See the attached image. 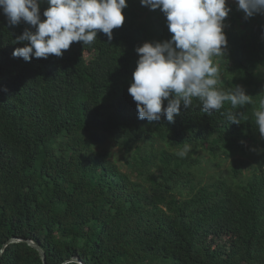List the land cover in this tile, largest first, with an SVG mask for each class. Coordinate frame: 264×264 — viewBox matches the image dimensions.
Wrapping results in <instances>:
<instances>
[{"label": "trees", "instance_id": "1", "mask_svg": "<svg viewBox=\"0 0 264 264\" xmlns=\"http://www.w3.org/2000/svg\"><path fill=\"white\" fill-rule=\"evenodd\" d=\"M47 6L41 0V19ZM227 6L215 87L241 85L251 103L206 113L193 98L172 123L139 119L128 93L135 47L171 38L159 8L127 0L110 42L98 31L92 45L27 62L12 51L29 26L10 27L0 11V250L23 238L48 264H264V137L254 115L264 101V15ZM228 158L227 175L198 164ZM0 264L43 262L19 241Z\"/></svg>", "mask_w": 264, "mask_h": 264}, {"label": "clouds", "instance_id": "2", "mask_svg": "<svg viewBox=\"0 0 264 264\" xmlns=\"http://www.w3.org/2000/svg\"><path fill=\"white\" fill-rule=\"evenodd\" d=\"M47 7L41 19V0H0V11L7 24L16 27L26 23L23 32L15 36L13 58L47 59L62 57L73 42L92 45L98 31L113 39V29L124 22L122 9L127 0H45ZM245 18L264 15V0H235ZM141 5L159 8L167 20L171 38L144 42L136 46L139 54L132 73L128 93L136 103L138 118L148 122L163 116L169 123L181 114V106L189 109L198 98L206 113L220 110L224 101L235 109L251 103L241 85L225 93L217 90L218 69L214 56L225 57L227 38L223 31L231 11L227 0H140ZM34 29V30H33ZM166 100V106L162 107ZM239 112H228L229 123L239 125ZM255 124L264 137V101L254 113ZM185 150L180 153L186 155Z\"/></svg>", "mask_w": 264, "mask_h": 264}, {"label": "rangeland", "instance_id": "3", "mask_svg": "<svg viewBox=\"0 0 264 264\" xmlns=\"http://www.w3.org/2000/svg\"><path fill=\"white\" fill-rule=\"evenodd\" d=\"M229 1L236 3L235 0H227V2H229ZM107 145H108V147H106V145H105V147L111 152V154H110L111 158L115 159L119 165L123 166L124 165L123 156H122V153L118 150L117 146L114 145L113 143H108ZM201 155L206 156L207 154L201 153ZM237 157L244 159L245 156H243V157L237 156ZM233 163H234L233 158H230V159L228 158V159H225L222 161H215L212 163L203 161V163H198V164H199L200 168H202L204 170V172H206L207 174L219 175L221 173V175H227L228 172L230 171L231 165ZM121 168L123 171L125 170V167H121ZM263 169H264V167H263Z\"/></svg>", "mask_w": 264, "mask_h": 264}, {"label": "water", "instance_id": "4", "mask_svg": "<svg viewBox=\"0 0 264 264\" xmlns=\"http://www.w3.org/2000/svg\"><path fill=\"white\" fill-rule=\"evenodd\" d=\"M19 241H23V242H26L28 245H30L31 247H33L34 249L37 250V252L39 253V256L43 262V264H48L47 261H46V254L45 252L40 248V246L38 244H36L35 242H33L32 240H27V239H23V238H11L9 240H7L4 244H3V247L2 249L0 250V257H1V254L3 252V248H5L7 245L9 244H12V243H15V242H19ZM69 262H78L80 264H84L81 262V260L78 258V257H72V258H69L67 259L66 261H64L62 264H66V263H69Z\"/></svg>", "mask_w": 264, "mask_h": 264}]
</instances>
